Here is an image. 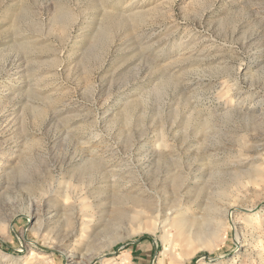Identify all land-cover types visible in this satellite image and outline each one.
<instances>
[{
    "label": "rangeland",
    "instance_id": "374dc122",
    "mask_svg": "<svg viewBox=\"0 0 264 264\" xmlns=\"http://www.w3.org/2000/svg\"><path fill=\"white\" fill-rule=\"evenodd\" d=\"M200 263L264 264V0H0V264Z\"/></svg>",
    "mask_w": 264,
    "mask_h": 264
},
{
    "label": "bare ground",
    "instance_id": "6f19581e",
    "mask_svg": "<svg viewBox=\"0 0 264 264\" xmlns=\"http://www.w3.org/2000/svg\"><path fill=\"white\" fill-rule=\"evenodd\" d=\"M88 166L90 167V169L95 168L94 164H89ZM255 181H256V179H255ZM233 207L234 206L232 205L229 207V209L232 210ZM233 210L232 211L226 210V212H227L226 215H228V217H230V214L233 212ZM115 212L119 213L118 215H120V216H128L129 218H131L133 220H137L138 225L141 228L148 230L153 235H155V233L157 231H159L160 232V239L163 240L164 243H166V244H169V241L185 240V238H186V235H185L186 233H185V230L183 229L184 224H185L184 220L182 219L180 213L175 214L176 209L168 208V211L165 212L164 207L159 205L158 203L156 206L152 207L151 204L144 203V201L140 198H133V199H131V207L129 209L126 210L124 208L122 209L120 207H116ZM248 212H250V213L253 212L254 214H256V213L258 214V210L255 211L254 207L250 208L248 210ZM185 220H187V219H185ZM79 223H80V225H78ZM81 223H82V221L78 222L77 218L76 219L74 218L73 229H72L71 233L75 232L79 226L80 227L79 229L81 230V235L76 241L79 244L78 245L76 244L77 246H76L75 250L72 251V253H71L72 255L76 254V250H78L82 244L81 239L84 238L85 227H82ZM218 224H219L220 228L222 229L221 232L226 229V225L224 222H221V224L219 222ZM171 229H174V231L172 232V236H173V234L175 235V238H172V239H170L171 234L169 232ZM213 234H214V236L216 235V233H213ZM213 234L211 236L208 235L207 237H203L204 235L202 236V234L199 233V235H197L195 239H197L198 241H203V242L206 240L209 241L211 238H213ZM218 235H219V233L216 236L219 237ZM165 248H166V245H165ZM165 251H166V249H164V251L161 253V255H163V253H165ZM102 256H103V254L98 252L95 254V256L93 257V259L91 261L92 262H95L96 260L100 261ZM200 264H202V263H200Z\"/></svg>",
    "mask_w": 264,
    "mask_h": 264
}]
</instances>
